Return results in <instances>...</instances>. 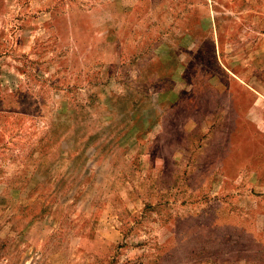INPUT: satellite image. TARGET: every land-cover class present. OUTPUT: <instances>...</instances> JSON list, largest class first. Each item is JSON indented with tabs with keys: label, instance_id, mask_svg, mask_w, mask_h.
<instances>
[{
	"label": "rangeland",
	"instance_id": "374dc122",
	"mask_svg": "<svg viewBox=\"0 0 264 264\" xmlns=\"http://www.w3.org/2000/svg\"><path fill=\"white\" fill-rule=\"evenodd\" d=\"M0 264H264V0H0Z\"/></svg>",
	"mask_w": 264,
	"mask_h": 264
}]
</instances>
